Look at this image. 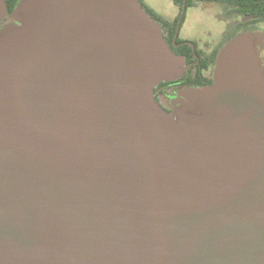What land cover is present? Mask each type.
Segmentation results:
<instances>
[{"label": "water", "instance_id": "1", "mask_svg": "<svg viewBox=\"0 0 264 264\" xmlns=\"http://www.w3.org/2000/svg\"><path fill=\"white\" fill-rule=\"evenodd\" d=\"M186 0L184 2L185 7ZM0 0V264H264V33L213 84L137 0Z\"/></svg>", "mask_w": 264, "mask_h": 264}, {"label": "trees", "instance_id": "2", "mask_svg": "<svg viewBox=\"0 0 264 264\" xmlns=\"http://www.w3.org/2000/svg\"><path fill=\"white\" fill-rule=\"evenodd\" d=\"M19 1L20 0H6L8 13L5 21L12 18V12L16 8ZM137 2L145 11V13L150 16L152 20L156 22L163 30L168 29V33L166 35H164V33L163 37L173 53L185 57L186 64H188L189 62L198 61L197 64L185 70L182 77L176 81L183 83V85L194 87L204 86L201 84L202 80L208 81L207 84L212 83V80H209V78H211V73L215 65L216 56H213L211 60H206V58H202L200 51L197 49V56H195V54H193V52L191 51V48L186 45H184V48L189 49L188 54L183 52L179 48H175L174 46L173 42H175L176 45H179L180 43L179 38L174 41L179 16L176 19H169L155 11L145 2V0H137ZM173 2L181 12L184 0H173ZM196 2L221 3L227 6L228 12L230 14H232L234 17L239 18L238 21L234 22L228 29L225 37L222 40V43L220 44V47L223 46V44L229 42L237 35L245 32H254L253 28L264 25V0H187V8L191 7ZM176 81L162 82L158 86H163L167 90L169 86H172L174 83H176ZM156 89L157 88H155V90Z\"/></svg>", "mask_w": 264, "mask_h": 264}, {"label": "flooded vegetation", "instance_id": "3", "mask_svg": "<svg viewBox=\"0 0 264 264\" xmlns=\"http://www.w3.org/2000/svg\"><path fill=\"white\" fill-rule=\"evenodd\" d=\"M172 2H173V0H172ZM184 2H185V0H184ZM186 3H187V0H186ZM173 4H174V2H173ZM201 5L206 6V7L211 6V8L216 10L215 14L218 13V17H216V20H217L216 22H218L217 25L219 26V32H220L219 37L217 38L216 35H212V31L210 28L199 27V25L197 23H195V22H197V20H195L194 24L196 25V28L193 29L192 24L189 26V28H191V30L194 32L192 36L189 35L191 37V39H189V38L188 39H181L179 37V32H180V27L182 26V24L185 21L187 9H189V8H192V9L195 8L196 9V8H199ZM183 6H184V3H183ZM183 6H182L181 12H180L179 8L176 6L178 8V11H179L176 16L166 17L169 19H176L179 16L174 41H176V39L179 38L180 43H179V45H176L175 42H173L175 48H179L183 52L188 54L189 49L184 48V45H186V46L191 48V51L193 52V54H195V56H197V54H196V49H197L200 51L202 58H204V59L206 58V60H211L213 58V56H216V58H217L218 53L220 52V50L225 45V44H223V46L220 47V44L222 43L223 38L225 37L230 26L234 22H237L239 18L234 17L232 14H230L228 12L227 6H225L221 3L196 2L194 5H192L191 7H188V8H187L186 4H185V7H183ZM9 24H15V22L13 21L12 18L10 20H7V21L4 20L1 26L5 27L6 25H9ZM161 30H162L163 34L165 33L164 35H166L168 33V29L163 30L161 28ZM254 32L264 33L263 31H254ZM202 35L204 38H200V37H202ZM258 49H259V54H260V59H261V65L264 68V44L262 46H258ZM216 58H215V64H216ZM197 63H198V61L197 62H194V61L189 62L188 64H186L187 69H189L191 66H193ZM214 68H215V65L212 69L211 78H209V80H212V83L207 84L208 81L202 80L201 84L204 86H199V87L198 86L197 87L186 86V85H183V83L176 81V83H174L172 86H169V88L167 90L163 86L155 87L157 89L155 90V88H154V97H155L157 103L165 112L172 115L176 108L182 107L185 105V103L182 102V98L178 97V92L181 89H185V88H189V87L204 88V87L212 85L213 84Z\"/></svg>", "mask_w": 264, "mask_h": 264}, {"label": "rangeland", "instance_id": "4", "mask_svg": "<svg viewBox=\"0 0 264 264\" xmlns=\"http://www.w3.org/2000/svg\"><path fill=\"white\" fill-rule=\"evenodd\" d=\"M145 2L152 7L159 14L164 15L165 17H174L177 15L178 8L173 4L172 0H145ZM216 10L210 7H206L201 5L199 8H189L186 12V18L182 26L180 27L179 37L181 39H191L189 35H193V31L189 26L192 24L193 29L196 28L194 24L195 20L199 27L201 28H210L212 31V35H216L219 37V26L216 22V17H218V13L215 14ZM254 31H263L264 25L257 26L253 28ZM199 38V37H198ZM200 38H204L203 35Z\"/></svg>", "mask_w": 264, "mask_h": 264}]
</instances>
